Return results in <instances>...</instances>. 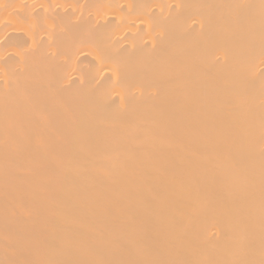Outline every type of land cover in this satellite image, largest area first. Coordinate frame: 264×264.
Wrapping results in <instances>:
<instances>
[{
    "label": "bare ground",
    "instance_id": "1",
    "mask_svg": "<svg viewBox=\"0 0 264 264\" xmlns=\"http://www.w3.org/2000/svg\"><path fill=\"white\" fill-rule=\"evenodd\" d=\"M0 264H264V0H0Z\"/></svg>",
    "mask_w": 264,
    "mask_h": 264
}]
</instances>
